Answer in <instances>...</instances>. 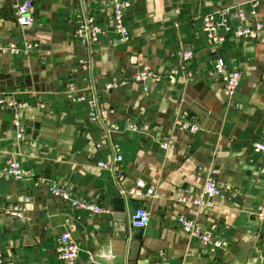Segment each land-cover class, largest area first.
Wrapping results in <instances>:
<instances>
[{"label":"crops","instance_id":"crops-1","mask_svg":"<svg viewBox=\"0 0 264 264\" xmlns=\"http://www.w3.org/2000/svg\"><path fill=\"white\" fill-rule=\"evenodd\" d=\"M17 1L22 0H0V44L21 48L0 54V91L22 104L15 113L23 129L18 138L13 110L0 111L5 264H154L161 252L174 264H264V221L254 214L264 203V154L251 148L253 141L264 142V0H131L124 15L129 39L123 43L112 27L110 0H31L34 21L25 27L14 16ZM233 4L245 10L244 24L262 23L259 38L229 35L211 45L202 15ZM82 11L102 28L91 49L72 36ZM228 17L238 24L232 13ZM27 43L32 46L25 49ZM181 47L192 48L191 59L177 57ZM217 59L242 73L229 100L213 74ZM142 69L159 79L124 80ZM87 78L99 89L118 83L100 98L118 127L111 133L90 122L86 104L68 95L70 85L75 94L87 95ZM180 112L200 129L173 126ZM131 124L137 129H129ZM164 135L173 142L170 149L159 144ZM111 143L123 156L124 185L140 179L154 195L128 201L119 196L111 171L97 165L111 161ZM7 157L20 162L23 178L1 173ZM207 174L223 192L212 207L178 201L195 196ZM52 183L108 211L70 206L49 191ZM25 199L22 218L6 213L7 206ZM134 203L149 212L143 228L128 223ZM179 214L195 218L203 233L223 245L209 252L182 230ZM64 232L79 246L74 259L57 256V238Z\"/></svg>","mask_w":264,"mask_h":264},{"label":"built area","instance_id":"built-area-1","mask_svg":"<svg viewBox=\"0 0 264 264\" xmlns=\"http://www.w3.org/2000/svg\"><path fill=\"white\" fill-rule=\"evenodd\" d=\"M132 4L131 0H110L111 5V20L112 27L116 33V38L119 43H123L129 39V32L124 23V15L126 10ZM250 14L252 16L256 13V2H251L250 4ZM14 16L17 23L20 26H30L34 21V15L32 12V1L22 0L17 1L13 4ZM232 13L235 19H237L238 24L231 25L229 22V14ZM202 19V30L205 33L208 42L211 45L218 46L225 41V39L230 35L233 37H244L251 39H258L261 30L262 23L260 21L254 20L253 25L249 26L244 24L247 20L246 12L240 4H233L224 7L217 8L215 10L204 13L201 17ZM102 32L101 26L95 21V19L83 12L77 17L75 25L72 30L73 38L88 47L89 49L97 42L99 34ZM31 43L25 45V49L31 47ZM21 50L19 45L15 42H10L8 44H0V54L4 52L17 53ZM176 55L180 60L186 61L192 58L193 50L192 48H179L176 51ZM85 70L89 67V62L86 61L82 64ZM213 74L220 79L222 82L221 94L223 99L229 100L232 98L234 93L239 88L242 73L236 69H229L224 66L220 59H217L213 64ZM159 74L150 70H138L136 71L130 79H124L125 81L131 80L136 82L145 83L148 79L158 80ZM87 88L89 93L85 94H75L73 92L74 86H69V97L72 101H83L87 107V118L90 122L100 126L107 132L111 133L116 130L117 125L109 119V108L104 107L100 103L102 91H108L118 85L115 81L107 82L102 88L96 87V85L87 78ZM124 81V82H125ZM146 89V86H144ZM22 106L21 103H17L12 98H6L0 91V111L3 108L12 109L14 113V125L17 127L16 136L18 138L22 137L23 129L17 121V116L15 110ZM173 126L188 129L191 132L198 131L200 126L197 121H190L185 112H180L173 119ZM131 130H136L137 127L133 124L128 126ZM159 144L163 149H170L173 147V142L170 136L164 135L159 139ZM112 148V159L110 162L98 161L97 165L103 168H107L111 171L113 179L118 188L119 196L124 200L128 201L132 198H142L148 195H154L155 189L153 187H146L144 181L137 180L132 186H125L124 171L121 167L123 156L120 152V148L115 143H111ZM253 152L264 154V142L253 141L251 144ZM1 173L11 175L16 179L23 178L25 176V171L22 168L19 161L7 157L4 160L3 166L1 168ZM49 191L60 197L62 200L67 202L70 206L81 207L89 210L93 213L108 211L107 209L99 206L96 203L80 199L71 195V193L63 186L56 183H52L48 187ZM223 194L222 189L216 182V179L211 175L207 174L204 178L201 189L193 197L180 196L178 198L179 202L190 203L197 208H210L214 205L215 197L221 196ZM29 199H25L20 203L9 205L5 208L6 213L22 218L24 215L26 203ZM254 214L256 217L264 221V203L257 206ZM149 220V212L142 206H138L133 214L129 215L128 223L132 228H143ZM177 220L183 231L188 233L191 237L200 239V241L205 245L209 252L213 253L218 248L223 245L221 239H213L207 233H203L197 224L195 218L179 214ZM79 246L71 237L69 232H64L57 238L56 243V253L59 259L70 260L74 259L79 254ZM0 264H5L4 257L0 250ZM154 264H174L170 262L164 253H160L159 259Z\"/></svg>","mask_w":264,"mask_h":264},{"label":"water","instance_id":"water-1","mask_svg":"<svg viewBox=\"0 0 264 264\" xmlns=\"http://www.w3.org/2000/svg\"><path fill=\"white\" fill-rule=\"evenodd\" d=\"M137 207H138V204L137 203H134V206L131 209L130 214H133Z\"/></svg>","mask_w":264,"mask_h":264}]
</instances>
